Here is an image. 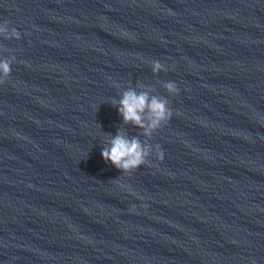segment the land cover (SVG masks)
Returning <instances> with one entry per match:
<instances>
[{"label":"clouds","instance_id":"obj_1","mask_svg":"<svg viewBox=\"0 0 264 264\" xmlns=\"http://www.w3.org/2000/svg\"><path fill=\"white\" fill-rule=\"evenodd\" d=\"M10 25L11 21L8 19L0 22V37L5 40H19L20 31ZM14 62L15 57L0 58V84H4L11 75V66ZM150 64L154 74L167 71L166 66L160 61L152 60ZM163 86L169 96L179 93L175 82H164ZM141 87L144 86L141 85ZM112 103L117 102L113 100ZM118 104V111L124 122L143 129V135L146 137H151L154 132L167 124L173 115L167 98L151 95L146 90L137 91L129 87L122 92ZM101 155L106 162H110L115 168L121 170L122 174L132 173L141 166L151 167L149 157H154L158 162H162L165 158V153L159 144L153 147L150 143H143L139 138H128L123 131H118L115 136L107 134Z\"/></svg>","mask_w":264,"mask_h":264}]
</instances>
